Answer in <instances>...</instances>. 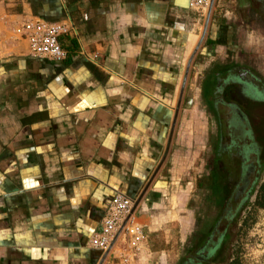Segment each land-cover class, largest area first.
<instances>
[{
  "label": "crops",
  "instance_id": "crops-1",
  "mask_svg": "<svg viewBox=\"0 0 264 264\" xmlns=\"http://www.w3.org/2000/svg\"><path fill=\"white\" fill-rule=\"evenodd\" d=\"M214 6L0 0V264H101L91 240L117 192L138 200L145 264H172L186 238L169 216L188 208L199 109L189 82L219 49H245L242 26H226L230 43L210 33ZM30 18L73 24L64 62L31 56L20 33Z\"/></svg>",
  "mask_w": 264,
  "mask_h": 264
},
{
  "label": "rangeland",
  "instance_id": "rangeland-1",
  "mask_svg": "<svg viewBox=\"0 0 264 264\" xmlns=\"http://www.w3.org/2000/svg\"><path fill=\"white\" fill-rule=\"evenodd\" d=\"M214 4L211 22L215 20L212 24H216V26L214 25L210 33L214 32L216 36L217 33H220V39L230 43L231 39L228 40V31L223 34L227 29L226 26L229 25L228 30L230 31V27H235L234 29L238 30L242 26L244 34L237 33L235 36L239 37L234 39L242 37L240 46L245 49L239 50L234 48L233 45H230L229 48L226 47V49L222 48L221 51L219 49L215 53L218 57H214L212 61L204 66L202 65V67L199 65L197 80L189 82L192 83L194 91H188V102L193 99V95L197 94L199 109L198 112L191 111L188 117L189 121L195 125V128H191V126L187 128L188 140H193L192 145L189 142L187 148L189 169L184 177L188 183V193L184 196L186 199L185 205L188 208L184 212L173 215L174 217L169 216L171 219L178 218L182 221L184 238H186L184 243L182 241L183 246L180 248V253L174 257L175 260H171V262L173 261L172 264H183L191 248L192 235L202 231L203 226L204 229L209 227L210 223L207 222H211L212 219L209 220L207 217L217 215V208L221 201V192L218 185L222 177L220 170L213 174L216 178L212 190L209 191L208 187H203V180L207 181L209 179L207 169L211 166L213 140L218 127L212 107L214 101L210 99L213 91L217 90H214L215 85L218 80L227 78L226 75L231 73L228 82L235 83V79L245 78L255 81L264 91V10H261L262 12L255 11L258 5L255 6L256 4L247 0H214ZM249 9H251V12H249ZM259 13H262L263 17ZM215 41L217 42L214 39ZM214 42H210V44ZM236 51L239 52L236 57L230 54H235ZM259 94H261V91ZM263 97L264 94L259 95V98L257 96L252 98H256L254 100L260 102L259 100ZM188 109H191L189 103ZM251 112L252 114L255 113V117L253 116L255 126L264 125V107L251 108ZM259 200V196L256 201L253 199L251 208L240 210L239 214L230 223L228 231L231 233L232 238L226 247L227 255L224 257L227 258L220 264H264V208L258 204ZM162 218H159V220H162ZM204 222L205 224H203ZM187 248H189L188 251ZM230 259L234 262L231 263L232 260L230 261Z\"/></svg>",
  "mask_w": 264,
  "mask_h": 264
},
{
  "label": "flooded vegetation",
  "instance_id": "flooded-vegetation-1",
  "mask_svg": "<svg viewBox=\"0 0 264 264\" xmlns=\"http://www.w3.org/2000/svg\"><path fill=\"white\" fill-rule=\"evenodd\" d=\"M247 1L258 5L255 11L264 10V0ZM259 15L263 17L262 13ZM230 74L218 80L214 88L217 90L210 95L218 127L213 140L211 166L207 169L209 179L203 180V187L211 191L216 178L213 174L218 170L222 172L218 184L221 201L217 215L207 217L212 219L207 222L209 227L204 229L203 226L202 231L192 235L191 248L186 249L189 254L183 264H201L220 258L232 238L228 230L234 217L240 210L251 208L252 200H258V196L264 201V125L255 126V113L251 112V108L264 107V97L260 102L252 98H259L264 91L255 81L245 78L228 82Z\"/></svg>",
  "mask_w": 264,
  "mask_h": 264
},
{
  "label": "built area",
  "instance_id": "built-area-1",
  "mask_svg": "<svg viewBox=\"0 0 264 264\" xmlns=\"http://www.w3.org/2000/svg\"><path fill=\"white\" fill-rule=\"evenodd\" d=\"M213 0H191L194 9L208 11ZM74 29L66 20L30 18L21 24L31 56L53 63L64 62L69 52L62 41ZM138 200L117 192L102 221V232L91 240L92 248L103 254L101 264H145L150 256L143 224L135 221ZM118 245V249L112 250Z\"/></svg>",
  "mask_w": 264,
  "mask_h": 264
},
{
  "label": "trees",
  "instance_id": "trees-1",
  "mask_svg": "<svg viewBox=\"0 0 264 264\" xmlns=\"http://www.w3.org/2000/svg\"><path fill=\"white\" fill-rule=\"evenodd\" d=\"M260 207L264 208V201L260 200L259 203ZM227 255V248H224L223 251L221 252V256L220 258H215V259H212V260H209V261H206V262H203L201 264H220V262H223L224 260H226L227 257H224ZM222 260V261H221ZM232 259H230L231 261ZM234 260L231 261V263H233Z\"/></svg>",
  "mask_w": 264,
  "mask_h": 264
},
{
  "label": "water",
  "instance_id": "water-1",
  "mask_svg": "<svg viewBox=\"0 0 264 264\" xmlns=\"http://www.w3.org/2000/svg\"><path fill=\"white\" fill-rule=\"evenodd\" d=\"M213 2H214V0H213ZM213 2H212V4H211V6H210V9H211V7L213 6ZM188 103H189V105L191 106L192 99H190Z\"/></svg>",
  "mask_w": 264,
  "mask_h": 264
}]
</instances>
